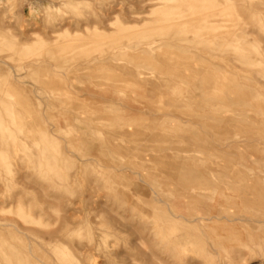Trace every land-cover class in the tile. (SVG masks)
I'll return each mask as SVG.
<instances>
[{
  "label": "rangeland",
  "instance_id": "374dc122",
  "mask_svg": "<svg viewBox=\"0 0 264 264\" xmlns=\"http://www.w3.org/2000/svg\"><path fill=\"white\" fill-rule=\"evenodd\" d=\"M130 263L264 264V0H0V264Z\"/></svg>",
  "mask_w": 264,
  "mask_h": 264
},
{
  "label": "bare ground",
  "instance_id": "6f19581e",
  "mask_svg": "<svg viewBox=\"0 0 264 264\" xmlns=\"http://www.w3.org/2000/svg\"><path fill=\"white\" fill-rule=\"evenodd\" d=\"M161 184V183H160ZM156 187V186H155ZM161 188V187H160ZM159 191V190H158ZM162 192H163V190H162ZM168 192V191H167ZM214 193H215V191H213ZM165 193V192H164ZM172 193V192H171ZM166 194V193H165ZM170 194V193H169ZM216 195V194H215ZM172 196V195H171ZM203 196V195H202ZM170 197V196H169ZM206 197V196H205ZM170 199V198H169ZM167 200V199H166ZM151 210V209H150ZM149 210V211H150ZM220 210V209H219ZM138 230H136V232H137ZM139 233V232H138ZM140 235V234H139ZM141 236V235H140ZM142 239V238H141ZM137 241V240H136ZM144 243H146V241H144ZM147 244V243H146ZM140 245V244H139ZM143 246V245H142ZM147 246V245H146ZM146 249V248H145ZM146 250H148V247H147V249ZM150 251H152V250H150ZM149 252V251H148ZM151 253V252H150ZM152 254V253H151ZM151 256V255H150ZM153 256V255H152ZM156 259V258H155ZM157 260V259H156ZM134 262V259L132 260V263ZM137 262V261H136ZM158 263H159V261H157ZM132 263H130V264H132ZM136 264H139V263H136ZM142 264V263H141ZM161 264H163V263H161Z\"/></svg>",
  "mask_w": 264,
  "mask_h": 264
}]
</instances>
